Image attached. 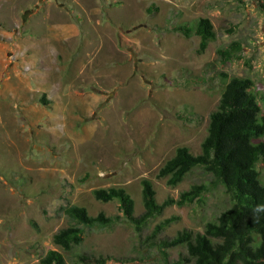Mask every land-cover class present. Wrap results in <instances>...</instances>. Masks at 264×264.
I'll return each mask as SVG.
<instances>
[{
    "label": "rangeland",
    "instance_id": "obj_1",
    "mask_svg": "<svg viewBox=\"0 0 264 264\" xmlns=\"http://www.w3.org/2000/svg\"><path fill=\"white\" fill-rule=\"evenodd\" d=\"M200 19L215 33L206 49ZM233 43L239 58L222 63L218 51ZM234 77L253 81L263 108L264 0H0V264H40L61 251L53 236L71 225L72 206L118 218L85 229L83 243L63 252L68 264L79 255L195 264L185 245L164 241L203 233L231 197L201 168L176 187L158 173L179 147L200 154ZM257 169L264 184L263 161ZM144 180L159 204L194 185L206 191L140 228L118 201L95 199L96 190L123 188L139 217Z\"/></svg>",
    "mask_w": 264,
    "mask_h": 264
},
{
    "label": "trees",
    "instance_id": "obj_2",
    "mask_svg": "<svg viewBox=\"0 0 264 264\" xmlns=\"http://www.w3.org/2000/svg\"><path fill=\"white\" fill-rule=\"evenodd\" d=\"M190 34L185 27L176 28ZM195 34L201 39V48L215 39L208 19H200ZM238 43L231 50H219L221 62L238 59ZM250 78H231L221 95L217 110L211 113L208 133L201 144V152L194 155L187 147L177 148L175 155L159 170V178H167L171 187L179 185L196 168H201L220 183L233 204L213 222L205 225L203 233L180 232L165 247L185 245L188 259L195 264H264V184L257 165L264 162V105L253 91ZM144 213L135 217V201L123 188L99 189L95 199L101 202L118 201L123 216L138 228L171 206L193 204L206 191L204 185H194L181 193L178 200L167 199L162 204L149 180H144ZM71 225L53 236L59 250H50L40 264H68L65 253L71 252L84 241L85 229L108 227L118 217L104 213L93 217L84 207L66 209ZM165 221L157 227L161 230ZM104 258L79 255L74 264H105Z\"/></svg>",
    "mask_w": 264,
    "mask_h": 264
}]
</instances>
